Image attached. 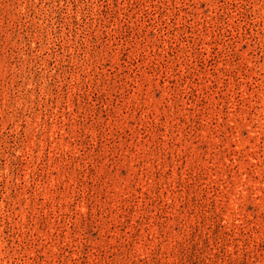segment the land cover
Returning <instances> with one entry per match:
<instances>
[{
    "label": "rangeland",
    "instance_id": "1",
    "mask_svg": "<svg viewBox=\"0 0 264 264\" xmlns=\"http://www.w3.org/2000/svg\"><path fill=\"white\" fill-rule=\"evenodd\" d=\"M0 264H264V0H0Z\"/></svg>",
    "mask_w": 264,
    "mask_h": 264
}]
</instances>
